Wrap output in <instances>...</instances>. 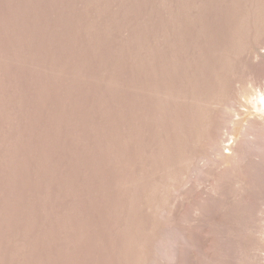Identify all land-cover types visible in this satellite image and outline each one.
Masks as SVG:
<instances>
[{
	"label": "rangeland",
	"instance_id": "obj_1",
	"mask_svg": "<svg viewBox=\"0 0 264 264\" xmlns=\"http://www.w3.org/2000/svg\"><path fill=\"white\" fill-rule=\"evenodd\" d=\"M249 82L264 0H0V264H264Z\"/></svg>",
	"mask_w": 264,
	"mask_h": 264
},
{
	"label": "clouds",
	"instance_id": "obj_2",
	"mask_svg": "<svg viewBox=\"0 0 264 264\" xmlns=\"http://www.w3.org/2000/svg\"><path fill=\"white\" fill-rule=\"evenodd\" d=\"M256 57L255 60H258ZM237 87H240L239 85ZM251 111L257 118L264 119V88L254 86L251 82L247 83L238 93V101L232 102L231 106H225L224 112L231 117L228 121V127L224 130L222 146L224 154H230V148L238 137L230 135L228 129L235 131L238 122L241 120V113ZM246 127V126H245ZM245 127H241L243 133ZM251 139V137H249Z\"/></svg>",
	"mask_w": 264,
	"mask_h": 264
}]
</instances>
